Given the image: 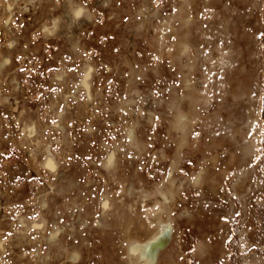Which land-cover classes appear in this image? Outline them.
I'll use <instances>...</instances> for the list:
<instances>
[{"label": "rangeland", "instance_id": "obj_1", "mask_svg": "<svg viewBox=\"0 0 264 264\" xmlns=\"http://www.w3.org/2000/svg\"><path fill=\"white\" fill-rule=\"evenodd\" d=\"M183 1L0 0V264H264V0Z\"/></svg>", "mask_w": 264, "mask_h": 264}, {"label": "bare ground", "instance_id": "obj_2", "mask_svg": "<svg viewBox=\"0 0 264 264\" xmlns=\"http://www.w3.org/2000/svg\"><path fill=\"white\" fill-rule=\"evenodd\" d=\"M29 1V0H28ZM32 1V0H31ZM40 1V0H39ZM183 1V0H182ZM183 2H185V1H183ZM182 3V2H181ZM186 3V2H185ZM187 4H185V6H186ZM184 6V7H185ZM7 10H8V13L9 14H11L10 13V8H8L7 7ZM179 11L180 12H177V15L176 16H174L175 18H178V17H180V14H181V12L182 11H184V10H182V8H179ZM208 12V11H207ZM184 14V13H183ZM184 16V15H183ZM184 19L186 18V17H183ZM183 18L181 19V21H183ZM189 20V19H188ZM174 21V20H173ZM171 26V25H170ZM186 26V25H185ZM186 28V27H185ZM187 29V28H186ZM203 46V45H202ZM208 54V53H207ZM226 55H227V52L226 51H221V56H220V60L222 61V62H224V60H226ZM205 57V59L206 60H208L210 63H213L214 62V60H213V58L211 59V57L209 56V55H206V56H204ZM85 79H88V75L87 76H85V77H83V80L82 81H79V82H81L80 83V86L81 87H84L83 88V90H86V91H88V85L87 84H85ZM13 88H15V86L13 87ZM12 95H15V92L13 91L12 92ZM206 95V94H205ZM17 98H18V96H17ZM205 99L207 98L206 96L204 97ZM203 98V99H204ZM205 99H204V102H206L205 101ZM208 99V98H207ZM4 103H8V104H10V98H8V96H6V95H4L3 93H1L0 92V106H3L4 105ZM17 104V103H16ZM34 128H33V126H31V125H26V126H24V128H23V133H24V137H23V141H25L26 140V138H31V136H32V130H33ZM28 136V137H27ZM43 150H44V154H45V156H44V159L42 160V162H41V164H42V167H45L46 169H47V171L50 173V174H53V175H55L56 174V167H58L59 166V162L57 161V159H56V157H55V155L53 154V152L50 150V148L48 147V146H44V148H43ZM108 164H111V162H109ZM44 220V219H43ZM21 221H23V226H24V228H25V230H24V232L26 231V230H28V229H33V231H37V232H43L42 231V229H41V223L39 222V221H28V220H21ZM162 221H164V220H160V221H158V222H156V227H155V229H154V233H153V236L156 234V233H159V231L161 230V227H163L165 230H166V228H165V226H163V224H162ZM45 222V221H44ZM171 222H172V220H171ZM161 223V224H160ZM161 225V226H160ZM172 225H174V222H172ZM171 226V225H170ZM151 233V234H152ZM150 234V235H151ZM160 234V233H159ZM162 234V233H161ZM156 235H158V234H156ZM136 239H137V237H131L129 240H128V244H127V246H126V264H148L147 263V261L149 260V258H147L146 256L143 258V260H141V257H140V254H139V252H136V251H133V249L135 248V245H138V243H142V242H144L143 240H141V241H136ZM147 239V238H146ZM48 241H50V239H48ZM0 249H1V244H0ZM147 251H149V250H147ZM149 253H150V251H149ZM148 253V254H149ZM73 255H71V259H75L74 257V253H72ZM165 254V253H164ZM162 255V254H161ZM159 256V255H158ZM160 257V259H161V256H159ZM146 259V260H145ZM143 261L142 263L140 262L139 263V261ZM248 261V260H247ZM251 262H253V261H248L247 262V264H256V263H258L257 261H256V259H254V263H251ZM160 264V263H159Z\"/></svg>", "mask_w": 264, "mask_h": 264}, {"label": "water", "instance_id": "obj_3", "mask_svg": "<svg viewBox=\"0 0 264 264\" xmlns=\"http://www.w3.org/2000/svg\"><path fill=\"white\" fill-rule=\"evenodd\" d=\"M165 228L167 230L166 234L157 236L148 244V247L146 248L150 251L148 255L150 258L147 261L148 264H153L155 262L157 252L161 250L169 240L170 228L169 226H165Z\"/></svg>", "mask_w": 264, "mask_h": 264}]
</instances>
